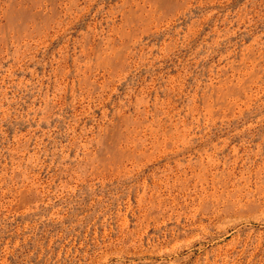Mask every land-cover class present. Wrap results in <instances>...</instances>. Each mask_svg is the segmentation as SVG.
<instances>
[{"label":"rangeland","instance_id":"obj_1","mask_svg":"<svg viewBox=\"0 0 264 264\" xmlns=\"http://www.w3.org/2000/svg\"><path fill=\"white\" fill-rule=\"evenodd\" d=\"M0 264H264V0H0Z\"/></svg>","mask_w":264,"mask_h":264}]
</instances>
